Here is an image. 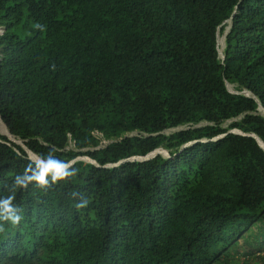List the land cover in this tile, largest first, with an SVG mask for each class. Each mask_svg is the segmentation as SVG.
<instances>
[{
  "label": "trees",
  "instance_id": "obj_1",
  "mask_svg": "<svg viewBox=\"0 0 264 264\" xmlns=\"http://www.w3.org/2000/svg\"><path fill=\"white\" fill-rule=\"evenodd\" d=\"M0 25L11 134L98 164L17 190L0 264H264V149L227 132L264 143V0H0ZM29 163L0 133V197Z\"/></svg>",
  "mask_w": 264,
  "mask_h": 264
},
{
  "label": "clouds",
  "instance_id": "obj_2",
  "mask_svg": "<svg viewBox=\"0 0 264 264\" xmlns=\"http://www.w3.org/2000/svg\"><path fill=\"white\" fill-rule=\"evenodd\" d=\"M231 18H232V16L228 20L224 21L225 23L228 22V25L225 27V29L222 33L219 32V27L217 28V32H216V41L218 40V45L216 43V47H217L218 56L221 59L224 58V57H222V54H224L223 53L224 41H225L226 34H227L229 27H230V24H231ZM35 27L36 28H42V26L40 24L35 25ZM4 29L5 28L0 25V35L4 32ZM228 86L229 87H227V89L230 88L232 91H236L229 84H228ZM232 93H239V91L232 92ZM242 93L249 95L250 91L244 90V91H242ZM261 108L262 107L260 106V109ZM2 122H3V120H2ZM6 128H7V126H6ZM6 128L4 127V129L6 130V132L8 134L2 132L1 128H0V133L2 135H5L11 142L15 143V141L12 140L9 136H13L15 138H17V137L14 136L13 134H11L9 129L8 128L6 129ZM17 139H19L21 143L22 142L24 143V141L22 139H20V138H17ZM192 142H194V141H192ZM24 145H25V143H24ZM20 146L22 147V144ZM156 149H163V148H156ZM154 150H152V151H154ZM152 151H150L149 153H151ZM149 153H147V154H149ZM147 154H145V155H147ZM145 155H134V156H145ZM155 155H157V154H155ZM163 156L169 157V153H168V155H163ZM27 157H28V154H27ZM79 157H80V159L82 157H85V159H83V160L88 161V162H91L88 160V158L90 160H93L86 155H82ZM131 157H133V156H131ZM131 157L126 158V159L121 160V161L123 162L125 160H132ZM150 158H152V157H150ZM133 160L143 161L140 159V157H136V159H133ZM145 160H147V159H145ZM91 163L98 165L96 163V161L91 162ZM115 164L116 163L107 164V165H113L114 166ZM76 175H77V170L73 167V162L71 160L70 161H64V160L59 159L54 154V151L51 149L48 151V153L46 155H37L35 158H30V163L23 170V173L19 174L15 177L13 184L9 188L10 194L3 196V197H0V232L5 231L4 223H10L12 226L15 227V226H18L20 224L21 220L23 219L22 214L20 213V208L14 203V201L16 199L15 194H16L17 190H20V189L28 190L29 185H33L35 188H38V189L43 190V191H47L52 187V185L58 184L60 181H67L69 178L74 177ZM73 195L75 196L77 194L73 193ZM87 206H88V200L83 198V197H81L80 202L76 205V207L78 209H83V208H86Z\"/></svg>",
  "mask_w": 264,
  "mask_h": 264
},
{
  "label": "water",
  "instance_id": "obj_3",
  "mask_svg": "<svg viewBox=\"0 0 264 264\" xmlns=\"http://www.w3.org/2000/svg\"><path fill=\"white\" fill-rule=\"evenodd\" d=\"M216 43H217V45H218V40L216 41ZM222 57H224V54H222ZM226 85H227V87H229L228 86V84L226 83ZM229 89V91H231V92H237V91H232L230 88H228ZM262 109V111L264 112V110H263V108H261ZM0 123H2V125H3V127H5L6 128V125L2 122V120H1V118H0ZM7 129V128H6ZM9 132V131H8ZM227 132H235V133H239V134H243V135H248V136H252V137H254L255 139H256V141L258 142V144L260 145V147L261 148H263L264 149V143L262 142V140L260 139V138H258V136L257 135H255V134H253V133H243V132H241L239 129H236V128H234V129H231V130H229V131H227ZM226 132V133H227ZM226 133H224V134H221V135H219L218 137H222V136H224ZM218 137H216V138H218ZM190 143V142H189ZM189 143H186V144H184L182 147H181V149L182 148H184L186 145H188ZM22 144V147L24 148V150L27 152V151H30V152H32L26 145H24V143L22 142L21 143ZM162 151H164V152H162ZM33 153V152H32ZM162 154V155H168V152L166 151V150H164V149H155L154 151H152L151 153H149V154H147V155H145V156H133V157H131V159L133 160V159H136V157H140V159L141 160H145V159H149L150 157H153L155 154ZM27 154H28V152H27ZM28 158L30 159L31 157L29 156V154H28ZM76 159H80V157L78 156V157H76V158H74V159H72L71 161L72 162H74ZM81 159H85V157H82ZM88 160L89 161H91V162H95L94 160H90L89 158H88ZM119 162H122V161H119ZM119 162H117L116 164H118ZM115 164V165H116Z\"/></svg>",
  "mask_w": 264,
  "mask_h": 264
},
{
  "label": "bare ground",
  "instance_id": "obj_4",
  "mask_svg": "<svg viewBox=\"0 0 264 264\" xmlns=\"http://www.w3.org/2000/svg\"><path fill=\"white\" fill-rule=\"evenodd\" d=\"M1 126L3 127V125L0 123V128H1ZM8 134V133H7ZM12 140H14L15 141V143H17L18 145H21V142H20V140L19 139H17V138H15V137H13V136H9ZM160 150V149H159ZM28 152V154H29V156L31 155V154H34V153H32V152H30V151H27ZM162 152H164V151H162ZM165 153V152H164ZM34 155H36V154H34ZM37 156V155H36ZM31 157V156H30Z\"/></svg>",
  "mask_w": 264,
  "mask_h": 264
}]
</instances>
